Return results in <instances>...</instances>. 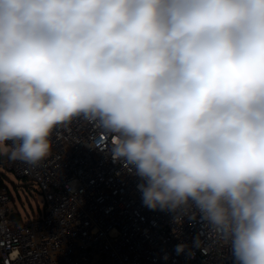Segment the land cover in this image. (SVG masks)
Returning <instances> with one entry per match:
<instances>
[{"label":"clouds","instance_id":"9594fccd","mask_svg":"<svg viewBox=\"0 0 264 264\" xmlns=\"http://www.w3.org/2000/svg\"><path fill=\"white\" fill-rule=\"evenodd\" d=\"M74 118L144 206L264 264V0H0V156L40 165Z\"/></svg>","mask_w":264,"mask_h":264},{"label":"built area","instance_id":"2783aa9c","mask_svg":"<svg viewBox=\"0 0 264 264\" xmlns=\"http://www.w3.org/2000/svg\"><path fill=\"white\" fill-rule=\"evenodd\" d=\"M51 140L50 155L36 167L0 158L3 170L43 195L40 215L17 221L8 187L0 186V264H234L228 244L198 220L178 226L172 213L144 206L140 178L109 155L115 137L74 118ZM202 231L206 255L176 253Z\"/></svg>","mask_w":264,"mask_h":264},{"label":"rangeland","instance_id":"374dc122","mask_svg":"<svg viewBox=\"0 0 264 264\" xmlns=\"http://www.w3.org/2000/svg\"><path fill=\"white\" fill-rule=\"evenodd\" d=\"M0 172L4 174L3 181L11 192L12 203L22 221L38 216L43 208V195L36 185L31 181L17 178L15 174L1 167ZM24 182L26 186H23ZM14 185H17V193L14 191Z\"/></svg>","mask_w":264,"mask_h":264},{"label":"trees","instance_id":"16d2710c","mask_svg":"<svg viewBox=\"0 0 264 264\" xmlns=\"http://www.w3.org/2000/svg\"><path fill=\"white\" fill-rule=\"evenodd\" d=\"M2 157L3 156H0V158H2ZM3 177H4V174L2 172H0V186H4L5 185V183L3 181ZM22 180L28 181L26 179H22ZM26 185L27 184L24 182L23 186H26ZM14 191H16V193H17V185H14ZM9 194H10V197H11V192L10 191H9ZM11 199H12V197H11ZM40 213H41V211H39L38 216L40 215ZM38 216H35V217H38ZM32 218H34V217H32ZM14 219L17 220V221H22V219L20 218V216L18 214H17V216H14Z\"/></svg>","mask_w":264,"mask_h":264}]
</instances>
